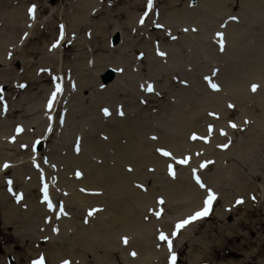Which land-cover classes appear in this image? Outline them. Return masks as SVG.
I'll list each match as a JSON object with an SVG mask.
<instances>
[{"label": "rangeland", "instance_id": "rangeland-1", "mask_svg": "<svg viewBox=\"0 0 264 264\" xmlns=\"http://www.w3.org/2000/svg\"><path fill=\"white\" fill-rule=\"evenodd\" d=\"M74 1L0 0V264H33L41 257L45 264H172V256L175 264H264V127H257L264 109L256 101L264 85L239 70L264 58V0H250L247 6L245 0H153L151 10L147 0H91L79 18ZM200 6L205 12H199ZM19 7L21 23L13 25L11 15L10 22L3 19ZM30 7L34 18L28 15ZM214 8L221 10L216 21L200 24L199 18L207 19ZM121 9L126 11L116 15ZM101 22L108 27L95 35V43L91 27ZM79 23L84 28L78 29ZM231 26L244 27V33L229 37ZM213 28L210 38L203 35ZM183 38V47L171 51V44ZM230 42L238 48L229 57ZM99 58L104 59L100 64ZM167 64L174 70L166 71ZM74 66L85 69L86 77L98 76L83 97L74 91L80 82ZM155 66L165 72L154 74ZM104 76L108 79L99 82ZM230 77L227 90L233 96L224 102ZM244 79L249 80L240 84ZM57 84L61 91L49 109ZM205 89L212 94L206 103ZM183 105L187 113L182 119L173 109ZM178 135L184 138L182 154L170 147ZM95 139L105 142L101 150L110 154L108 159L101 150L89 149L91 142L98 147ZM120 146L133 150L136 161L118 157ZM86 157L98 166L128 170L123 173L130 185L120 188L113 201L119 202L122 216L129 214L131 201L139 209L143 232L137 240L131 231H122L124 225L110 223L109 217L117 216L116 207L104 202L107 191L86 185L87 174L77 177V172L86 173L81 164ZM183 159L187 164L175 161ZM160 160L172 166L174 176ZM45 187L51 210L44 202ZM130 189L135 192L131 200L123 201ZM150 189L155 196H139ZM208 191L215 196L208 216L173 236L177 223L203 210ZM17 196L22 198L17 201ZM99 225L129 238L127 244L107 254L99 245L105 237L95 229ZM90 230L95 236L87 239L91 247L85 249L80 238ZM161 234L167 240H160Z\"/></svg>", "mask_w": 264, "mask_h": 264}, {"label": "bare ground", "instance_id": "bare-ground-1", "mask_svg": "<svg viewBox=\"0 0 264 264\" xmlns=\"http://www.w3.org/2000/svg\"><path fill=\"white\" fill-rule=\"evenodd\" d=\"M19 1H20V4H21V3H26L28 0H19ZM90 1L91 0H75L73 2V10H74V12L77 11V13H79L78 16H77L78 18L83 15L84 10H87L88 3H90ZM248 1H250V0H245V2L243 0L244 4L246 6L248 5ZM49 2H50V0H49ZM207 3L211 4L212 2H209L208 1ZM79 9H80V11H79ZM198 10L201 13L205 12V10H204V8L202 6L198 7ZM213 10H215V11H213V13H209V12L207 13L209 15V17L207 19H200L199 18V20H200L199 23L200 24H203L204 23L205 26H206V25H208V24H210L212 22H215L216 21L215 18L218 16V14L221 12V10L216 9V8H214ZM124 11H126V10L125 9H121L120 11L118 10V13L116 15L119 16L120 14H122L121 12H124ZM107 14L109 16V19H111V17L114 15V13H113L112 10L108 11ZM10 15H11L12 20H13V25H18L19 23H21V20L23 21V18L24 17L22 16L21 7L12 10L7 15H3V19H6L7 22H10ZM131 19H132V17H131ZM72 22H76V21L74 20ZM80 22H81V20H80ZM101 23L103 24V22H101ZM79 25L80 26H79L78 29L84 28V23H79ZM107 27H108V24H106V23L103 24V25H101V27H93V25H92L91 28L94 29L93 38H94L95 35L100 34V32H104ZM244 30H245L244 27H242V28H235V27H232L231 26L229 28V31H230L229 37L230 36L231 37H235L237 31H242L244 33ZM213 32H214V28L210 32H206L204 30V33L205 34H203V35L208 36L210 38V36H212ZM89 34L90 35L93 34L91 32V29L89 30ZM95 39H96L95 43H97L98 37L95 36ZM203 40H204V38H203ZM184 41H185V39L183 38V40L180 42V44H171V46L169 48H171V51H177V50H179V45L181 47H183L181 45V43H183ZM229 46H230V49H229V57H230L231 56V51L237 49L238 47H237L236 44H234L232 42H230V45ZM190 48H191V51H195L196 50V46L195 45L190 46ZM83 49H84V44H81L80 47H79V49H77V53H78L77 56L79 58H81V55H82L81 52H83ZM150 56H152L151 53H150ZM237 57H235V58H237ZM258 59L259 58L257 57L256 60L254 59L253 61H251L250 62L251 63V66L248 65V66H245V67H242V68H240L242 64L241 65H238V66H240L239 67L240 68L239 69L240 71H245L246 73L249 74V76H250L249 79H259L258 81L263 86L264 85V75H260L259 72H260V69L264 68V58H260V60H258ZM103 60L104 59L99 58L98 59V64H100L99 62L100 61H103ZM258 63L261 64V68H259ZM228 64H229V68L231 69L232 63H231L230 59H228ZM81 68L82 67H76V66H74L73 67V70H75L76 75H77V77L80 80V82H79V88H78L79 92L77 93V95L78 96L81 95V97H83L82 91L85 90V89L91 88L94 85V83L97 81L98 76L94 74V75H91V76L86 77L85 74H84L85 69H82L81 70ZM165 70L166 71L174 70L173 69V65L172 64H167ZM152 71L156 75H158L159 73L165 72L162 68H159L157 66H155L152 69ZM117 78H120V77H117ZM107 79H108V77L107 76H104V77H102L101 80H99V82H103V81H105ZM249 79H247V80H249ZM247 80L244 79L243 81L240 82V84L244 85V83ZM206 81H208V78L207 77H206ZM231 83H232L231 77L228 79V82L227 83H224V91H225V93L227 92V96H226V99L224 100V102L225 101H229V100L231 101V97L233 96L232 89L231 90L229 89V91L227 90L228 88L231 87ZM204 91L206 93H205V96H204L202 102H205L206 103V102L212 100V99H210V96L212 94H210L209 91L206 90V89ZM243 94H245L244 91H243ZM261 94L262 95H260L259 98H256V101L258 103H260V105H261L260 108L261 109H264V105L262 104V101L264 102V91ZM29 99H30V101L34 100L33 97H29ZM93 102H96V99L95 98H94ZM224 102H222V103H224ZM242 103H243V106H245V104L247 102H242ZM203 106H201L200 108H202ZM215 108H217V110L219 111L220 109L223 108V104L222 105L220 104V106H217ZM173 112H175L176 115H179L177 112H180V115L179 116L182 119L185 117V115L187 113L186 112V107L184 105H183V107H180V108H178V107L177 108H174L173 109ZM263 113H261V114H263ZM180 117H178L176 119H179ZM261 119H262V117H260V120ZM263 119H264V117H263ZM179 122H181V121H178L177 124ZM184 126H186V125H184ZM187 126H189V124H187ZM259 126L260 127H264V121L263 120H261L260 123L258 124V126H257L258 129L260 128ZM186 130H189V128H187ZM260 133H262V132H260ZM100 137L101 136H99V138ZM182 138H183L182 135H178L177 138L174 139V143H172L173 144L172 146L169 145L170 142H168V141H167V143H168L167 145L170 146L173 151L182 154L184 152V147L182 146V143H183ZM95 141H96L98 147L93 148V143L91 142V144L89 146V149L91 151H93L96 148L100 151L101 150V147L103 149V145H104L105 142L104 141H100L98 139H95ZM117 143H120V141L117 140ZM142 147L145 148V146H142ZM133 149H134V147H133ZM116 150H117L118 157L122 158L123 161H125V162L126 161H131V160H132V162H135L136 159H137L136 158V153L133 150H128L125 146H120L119 148H116ZM101 155H103L106 159H108V156L110 154L109 153L106 154V153H104L101 150ZM147 159H145L144 161H146ZM159 163L162 166H165V167L169 166V164L167 162L162 161V160H160ZM81 164L83 165L84 169L86 170V173H83V176L85 174H87L90 177L89 179L84 180V183L87 182L86 185H88V186L93 185V186L99 187L98 189L101 190V191H104V192L107 191L106 196H108L110 198H108V197L105 198L104 202L105 203H108V202L109 203H112L116 207V209L114 211H115V214H116L117 217H116L115 220H113V216H110L109 217L110 223L117 224V225L118 224L124 225V228L122 229V231L123 230H126L127 232L131 231L132 233L135 234L134 240H137L138 239V234H140V233L143 232V225H141L139 222H137L138 221V216H139V209L134 208L133 205H132V202L133 201H131L129 203V207L127 209V211H129V214L126 213L128 215H123L122 216L121 213H120V211H119V209H118V205H119L118 203L119 202L118 201L117 202H114L113 201V199L115 198V195L118 196L120 194V188H124L126 185H128V186L130 185V180L127 177L128 174H124V173H127L126 169L124 168V170L121 172L119 168H110V167H108L106 165H104V166H98L93 161L89 160L88 157H86L85 159H83V161L81 162ZM230 173L232 174V172H230ZM106 180H107V182H106ZM116 180H117L116 184H113V181H116ZM97 182H99L98 185H96ZM218 185H221V183L218 184ZM132 193H135V192L130 189L129 192H127L126 194H124L123 201L124 200L127 201V202L130 201L131 200V197L129 195H131ZM155 195H156V192L153 189H150V190H148V192L146 194H140L139 196H143V198L146 199L149 196H155ZM128 217H129V219H128ZM125 225L127 226V228L125 227ZM118 227H119V225H118ZM95 229H99L100 231L103 232V235H105V237H103V240L99 243V245H103V247L106 249L105 252L107 254H108V251H110L112 249H115V247H117V246L120 245V234H119L118 231H112V232L107 233L106 230L101 225L97 226ZM92 232H93V230L86 231L81 236V238H80V244L83 245V246H85V249H87V247L90 246V245L87 244V239L89 237L95 236V235L92 234ZM116 252H118V251H116Z\"/></svg>", "mask_w": 264, "mask_h": 264}, {"label": "snow or ice", "instance_id": "snow-or-ice-1", "mask_svg": "<svg viewBox=\"0 0 264 264\" xmlns=\"http://www.w3.org/2000/svg\"><path fill=\"white\" fill-rule=\"evenodd\" d=\"M147 7H148L149 10L152 9V7H153V0H147ZM34 12H35V8H34V7H30V8L28 9V15H29L30 17H33V18H34ZM233 19H235V18H233ZM140 23H141V24L144 23L143 19H141ZM158 27H159V25H158ZM185 31H187V30H185ZM193 31H195V29H193ZM60 35H61V39H62V38H63V29H61V33H60ZM173 39H175V37H173ZM218 40H219V42H220V49H221V51H223L224 43H223V37H222V34H218ZM57 46H58L57 44H53V45H52L53 48H55V47H57ZM157 54L160 55V56H164V55H165V54L162 53V52H158ZM209 85H210V87L212 88L213 91H219V88H218V86H217L215 83H211V81H209ZM21 87H23V85H21ZM251 90H252L253 92H256V91H257V85H252ZM60 91H61V88H60L59 84H57L56 87H55V90L52 92L51 99H50L49 102H48V107H49V109L52 107V104H53L54 101H55V97L60 93ZM147 91H148L149 93H151V92L153 91V85H151V84L147 85ZM229 107L231 108V107H233V106H232V105H229ZM103 113H104L105 116H108V115L110 114L109 111H108L107 109H104V110H103ZM120 115H123V113L121 112ZM230 126H231L232 128H235V127H236L235 124H232V125H230ZM16 131H17V133H19V132L22 131V129L17 128ZM209 131H211V128L209 129ZM221 134H223V133H221ZM153 139H155V138L153 137ZM192 139H193V140H196L197 137H196L195 135H193V136H192ZM77 150H78V149H77ZM160 154H161L162 156H165V157H169V156H170V153L167 152V151H161ZM187 162H188L187 159H183V160H179V161H177L176 163H177V164H187ZM3 167H4V168H8L9 165L5 164ZM202 167H203V165H202ZM129 171H131V169H129ZM168 173H169L170 176H174V171H173V168H172L171 165H169V167H168ZM76 175H77V177H79L81 174H80L79 172H77ZM8 183L11 184L12 182H11V181H8ZM196 183H197L201 188H204V187H205V185H204L203 183H201V181H200L199 178L196 179ZM138 187H139V186H138ZM9 190L11 191V189H9ZM21 198H22V197H19V196L16 197L17 201H19ZM214 199H215V196L213 195V193H212L211 191H208L207 199L204 200V202H203V210H202V211H196L193 215L189 216L187 219H184V220H182L181 222L177 223V224L175 225L176 231L173 232L172 235L175 236L176 233H177L179 230H181L182 228H184L186 225H189V224H191V223L194 222V221L200 220V219H202V218L208 216L210 206L212 205V202H213ZM44 202L47 204L49 210H51V209H52V204H51V202H50L49 199H48L47 188H46V187H45V189H44ZM160 203H163V201H160ZM236 203H237V204H240V203H242V201H241V200H237ZM89 215H92V213L90 212ZM157 215H159V214L157 213ZM53 231H56V229H53ZM159 238H160V240H162V241H163V240H167V237H165L163 234H161ZM124 243L127 244V239L124 240ZM168 247H169V251L171 252V249H172V243H171L170 240H168ZM131 255L134 257V256L136 255V253L133 252V253H131ZM175 259H176L175 256H172V257H171L172 264H175ZM33 264H45L44 258L41 257L40 259L35 260V261L33 262ZM63 264H71V262L65 260V261H63Z\"/></svg>", "mask_w": 264, "mask_h": 264}]
</instances>
